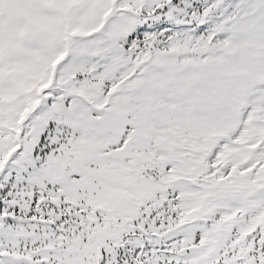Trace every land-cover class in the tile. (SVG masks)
I'll return each instance as SVG.
<instances>
[{
    "label": "snow or ice",
    "instance_id": "obj_1",
    "mask_svg": "<svg viewBox=\"0 0 264 264\" xmlns=\"http://www.w3.org/2000/svg\"><path fill=\"white\" fill-rule=\"evenodd\" d=\"M0 264H264V0H0Z\"/></svg>",
    "mask_w": 264,
    "mask_h": 264
}]
</instances>
